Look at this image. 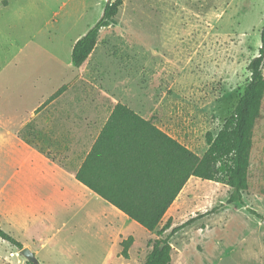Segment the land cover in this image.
Returning a JSON list of instances; mask_svg holds the SVG:
<instances>
[{
    "label": "rangeland",
    "instance_id": "1",
    "mask_svg": "<svg viewBox=\"0 0 264 264\" xmlns=\"http://www.w3.org/2000/svg\"><path fill=\"white\" fill-rule=\"evenodd\" d=\"M105 3L0 0L2 147L12 142L6 132L25 137L27 122L32 143L47 145L43 130L79 124L64 116L104 115L120 103L202 156L207 134L218 133L249 79L264 0H122L93 52L74 68L72 46L100 19ZM63 86L57 111L48 107L52 122L44 121L45 112L34 111ZM251 141L242 204L226 203L230 188L220 163L219 180L190 179L152 232L122 216H101L100 204H106L100 200L83 205L76 217L57 218L53 230L28 232L11 225L0 201L1 228L41 264H144L155 241L196 217L168 239L169 264H264V96ZM0 154L2 161L5 151ZM4 170L0 186L10 173ZM167 220L168 230L160 232ZM129 236L123 258L120 242ZM26 263L20 250L0 239V264Z\"/></svg>",
    "mask_w": 264,
    "mask_h": 264
},
{
    "label": "trees",
    "instance_id": "2",
    "mask_svg": "<svg viewBox=\"0 0 264 264\" xmlns=\"http://www.w3.org/2000/svg\"><path fill=\"white\" fill-rule=\"evenodd\" d=\"M122 0H106L100 19L89 28L72 46L70 59L74 68H79L93 52L97 36L101 29L111 25L117 14ZM264 62V24L260 31V48L258 55L247 65L249 79L243 88L242 95L236 103L232 113L224 120L218 133L213 137L206 136L207 150L200 157L193 154L186 147L176 142L158 130L149 121L143 120L135 112L123 104H116L111 110L110 117L103 132L110 138L114 131L122 129L123 138L128 136L142 138L154 142V150H149L145 144L140 148L138 160L130 159L123 162L116 161V166H123V180L125 181H90V156L83 162L75 174V179L95 193L98 197L119 210L130 220L137 223L148 232L154 231L160 224L163 216L179 195L180 191L193 177L202 181L219 180L220 163H224L226 184L230 188L227 204H242V194L247 187V171L252 145V130L259 117L261 102L264 96V76L261 68ZM65 86L58 89L35 112L56 99ZM24 136H17L27 144H33L27 135L33 133L32 122L23 126ZM102 132L101 136L104 135ZM130 134V135H129ZM112 138V137H111ZM156 142V143H155ZM42 152V150L39 148ZM127 155H132V151ZM44 153V152H42ZM50 157L48 153H45ZM54 159V158H51ZM137 165L138 171L143 174L141 181H131L132 168ZM126 168V169H125ZM151 169H155L152 175ZM249 213L258 216L254 211ZM196 220L189 219L182 225L169 231L166 238L157 240L148 254L144 264H169L171 247L168 239L176 232ZM170 221L160 231L168 230ZM158 232V234L160 233ZM0 239L14 246L18 250L22 245L8 232L1 228ZM132 237L120 242L122 247L120 255L127 257V250ZM162 244V246H160ZM26 264H41L38 261Z\"/></svg>",
    "mask_w": 264,
    "mask_h": 264
},
{
    "label": "crops",
    "instance_id": "3",
    "mask_svg": "<svg viewBox=\"0 0 264 264\" xmlns=\"http://www.w3.org/2000/svg\"><path fill=\"white\" fill-rule=\"evenodd\" d=\"M57 102L56 98L39 110L41 113L45 112L42 114L44 121L52 122L54 116L50 114L51 110L48 107L53 106V111L56 112L54 105H58ZM12 105L17 106L14 103ZM113 107L104 115L95 113L90 116L82 115L83 117L64 116L67 121L77 120L79 124L67 130L61 128L58 131L53 126L43 130L47 136L43 134L42 144L47 143V145L42 146L39 144L37 146L36 143L27 144L17 136V132H6L12 137V142H8V146L3 148L0 128V153L5 151L2 161L0 154V174H4L6 167L10 170L5 182L0 186V201L9 210L7 215L12 226L17 225V229L24 232L36 228L40 231L53 230L57 218L64 217L67 213L71 217H76L80 214L83 205L95 201L98 203L99 200L106 204V207L100 204L101 216L106 219L110 215L112 219L122 216L129 224L138 225L75 179L76 172L91 154L90 181H125L123 166L117 167L116 161L123 162L131 158L138 160L141 157L139 149L144 144L149 150H154L152 140L142 141L138 135L131 138L133 136L130 134L127 138H123L122 134L125 133L122 129H118V133L117 131L110 133L112 138L107 136L109 133L103 132ZM35 111V114L39 113ZM137 115L148 121L140 114ZM75 131L78 132L74 133ZM102 132L104 135L100 137ZM128 150L132 151L131 156L127 155ZM45 153L52 156L47 157ZM151 171L154 175L155 169ZM130 176L131 181H141L140 179L144 177L135 164Z\"/></svg>",
    "mask_w": 264,
    "mask_h": 264
},
{
    "label": "water",
    "instance_id": "4",
    "mask_svg": "<svg viewBox=\"0 0 264 264\" xmlns=\"http://www.w3.org/2000/svg\"><path fill=\"white\" fill-rule=\"evenodd\" d=\"M264 226V221L262 222ZM162 246V244L160 245ZM20 254L29 262H36V259L34 255L31 253V251L28 248H22L20 250Z\"/></svg>",
    "mask_w": 264,
    "mask_h": 264
}]
</instances>
